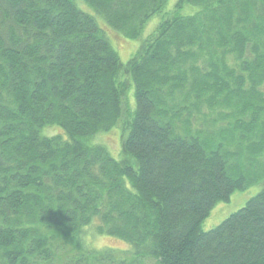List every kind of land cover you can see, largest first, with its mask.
Wrapping results in <instances>:
<instances>
[{
  "label": "trees",
  "instance_id": "1",
  "mask_svg": "<svg viewBox=\"0 0 264 264\" xmlns=\"http://www.w3.org/2000/svg\"><path fill=\"white\" fill-rule=\"evenodd\" d=\"M169 2L0 0V264H264V0Z\"/></svg>",
  "mask_w": 264,
  "mask_h": 264
},
{
  "label": "rangeland",
  "instance_id": "2",
  "mask_svg": "<svg viewBox=\"0 0 264 264\" xmlns=\"http://www.w3.org/2000/svg\"><path fill=\"white\" fill-rule=\"evenodd\" d=\"M174 1L175 0H170L167 6V9L173 6ZM162 18H164V16ZM160 21H161V17H156L155 19L151 20V22H149L146 25L145 30L143 31L141 37L137 40L129 42L128 47H127V44L124 45V48H122L121 51L116 49L117 47L116 48L114 47L122 63H126L129 57L139 49L142 42L146 40V38L150 37L149 35L152 34L155 27L158 26V23ZM117 126L119 127L120 124H118ZM103 139L107 141L109 147L113 151H116V152L118 151L119 149L118 148L119 146L118 137L112 134V135L103 136ZM259 190H260V186L258 184V185L248 188L247 190L243 192H235L230 197V200L228 203L220 204L211 211V213L203 220L201 224V230L208 231V230L215 228L222 221L228 218L231 214L235 213L240 208H242L250 198H252L258 193Z\"/></svg>",
  "mask_w": 264,
  "mask_h": 264
}]
</instances>
